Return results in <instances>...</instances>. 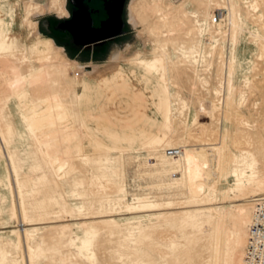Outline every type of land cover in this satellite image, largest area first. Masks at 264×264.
<instances>
[{
  "label": "rangeland",
  "instance_id": "rangeland-1",
  "mask_svg": "<svg viewBox=\"0 0 264 264\" xmlns=\"http://www.w3.org/2000/svg\"><path fill=\"white\" fill-rule=\"evenodd\" d=\"M65 1L0 0V264H236L264 196V0H127L82 49ZM173 148L217 158L211 187Z\"/></svg>",
  "mask_w": 264,
  "mask_h": 264
},
{
  "label": "bare ground",
  "instance_id": "bare-ground-1",
  "mask_svg": "<svg viewBox=\"0 0 264 264\" xmlns=\"http://www.w3.org/2000/svg\"><path fill=\"white\" fill-rule=\"evenodd\" d=\"M72 2L78 7V10L74 12L75 16L73 17V15H72L68 19V20L72 19V21H70L66 25V27L68 28L67 29L68 32L72 36V39L77 38L78 40L84 41L86 39L88 40V39L94 38L95 36L102 35L101 31H103V33L105 31L112 32V30L114 29L113 23H110V24L104 23L103 28L100 31L90 30L89 26H88L89 20H88V16L86 15V13L84 11V6L80 5V3L77 2V0H72ZM117 3H118V0H108V2H106L107 11H110V12L114 11ZM180 7L181 6H178V8H180ZM200 7H201V5H200ZM218 8L226 11V14L221 15V17L218 19V22H219L218 24H221V22H225V19H226L225 16L226 15H227L228 23L233 24V19L231 17L230 5L227 3L224 6H221ZM205 10L207 13L206 15L209 16L210 12H211L210 6L207 5ZM255 11H257V9H255ZM156 12H158L160 14L161 20H164L166 18L165 13H163L160 8H157ZM193 14L195 16L196 12H193ZM210 17L214 18V14H211ZM260 17H261V15H260ZM196 22L199 23V20H197ZM211 22L215 23L216 18H215V20L212 19ZM208 27H209V22L207 20H205L203 29L200 28L201 33H202V31H203V33L206 32L205 30ZM240 29H243V27H241ZM253 36L256 40L261 38V35L259 34V32H257V30H255V32H253ZM116 59L117 58L115 57L114 61H116ZM163 156L170 158L171 162H169V163L177 166V170L180 171V173L182 175V179L187 181V183L190 185L192 190H197L202 185H206L208 187H211V184H209V181L211 178H215L217 175L216 170H215L217 158L214 156L208 157L209 155L207 156V154L203 151L185 150V151L179 152L178 154H175V155L168 154L167 151H165L163 153ZM237 181H239V179ZM237 184H239V182ZM250 194L253 198H256V197H259L262 195L260 193H256L254 190H250ZM137 202H138V205H134L133 203L128 204L127 209L130 210V209H135L137 207H141L142 209H144V208L152 206V203L150 202V200L147 197H138ZM253 207H254V204H253ZM252 212H253V209H252ZM252 212H251V215L249 217L247 207L240 206L237 208L236 214H237L239 220L242 222V225L244 226V228L246 225L249 226L250 221H251V217H252ZM247 222H248V224H247ZM248 226H247V230H248ZM247 230L245 233V229H244V231L240 235V237L238 239V241L240 243L241 242L243 243V241L247 239ZM245 237H246V239H245ZM245 245H246V242H245ZM244 248H245V246H244ZM243 254H244V249H243V252L240 254L236 264H243Z\"/></svg>",
  "mask_w": 264,
  "mask_h": 264
},
{
  "label": "built area",
  "instance_id": "built-area-1",
  "mask_svg": "<svg viewBox=\"0 0 264 264\" xmlns=\"http://www.w3.org/2000/svg\"><path fill=\"white\" fill-rule=\"evenodd\" d=\"M180 148L168 149L171 155L178 154ZM243 264H264V196L256 197L252 217L247 230Z\"/></svg>",
  "mask_w": 264,
  "mask_h": 264
},
{
  "label": "water",
  "instance_id": "water-1",
  "mask_svg": "<svg viewBox=\"0 0 264 264\" xmlns=\"http://www.w3.org/2000/svg\"><path fill=\"white\" fill-rule=\"evenodd\" d=\"M125 1L126 0H118V3L116 4L115 10L111 11L112 13L110 11H107V18L100 22V26L99 27H93L92 26V19L90 17V13L88 12L87 8L84 7V11H85L86 15L88 16V20H89L88 26H89L90 30L100 31L103 28V24L104 23H106V24L107 23H109V24L113 23L114 24L113 25L114 29L112 30V32L105 31L103 33V31H101L102 35L95 36L94 38H91V39H88V40L86 39L84 41L78 40L77 38L72 39L73 43L76 46L80 47V48L89 47V46H92V45L101 44V43H103L106 40L112 39V38L120 35L123 32V26H124V20L122 18V14H123V11H124ZM74 16L75 15H74V12H73V17ZM70 21H72V19L63 21L62 23H60L57 26V28L61 29V30H67L68 28L66 27V25Z\"/></svg>",
  "mask_w": 264,
  "mask_h": 264
},
{
  "label": "flooded vegetation",
  "instance_id": "flooded-vegetation-1",
  "mask_svg": "<svg viewBox=\"0 0 264 264\" xmlns=\"http://www.w3.org/2000/svg\"><path fill=\"white\" fill-rule=\"evenodd\" d=\"M126 1H125V4H126ZM77 2H79L80 5H82V6H84V7L87 8L88 12L90 13V17L92 19V26L93 27H99L100 26V22L103 21V20H105L107 18L106 2H108V0H77ZM124 7H125V5H124ZM77 10H78V7L71 0H67V5H66V1H65V12L66 13H65V16L63 15L65 18H63V20L58 21L57 25L55 26V29L57 31H59V32L66 33L68 35V37H69V43L74 48L82 49V48L76 46L73 43L72 36H71V34L67 30H61V29H58L57 28V26L60 23H62L65 20H68L73 15V12H75ZM100 12H103L105 14V16H104V18H101L99 20L98 24H95L94 23L95 16L98 13H100ZM109 40H111V39H109ZM106 41H108V40H106ZM106 41H104V42H106Z\"/></svg>",
  "mask_w": 264,
  "mask_h": 264
}]
</instances>
